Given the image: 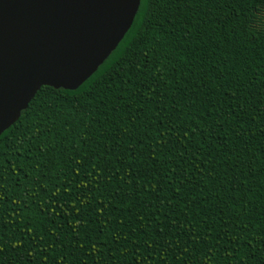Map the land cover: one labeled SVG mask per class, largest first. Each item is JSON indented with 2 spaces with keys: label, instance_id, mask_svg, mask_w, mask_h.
Segmentation results:
<instances>
[{
  "label": "trees",
  "instance_id": "trees-1",
  "mask_svg": "<svg viewBox=\"0 0 264 264\" xmlns=\"http://www.w3.org/2000/svg\"><path fill=\"white\" fill-rule=\"evenodd\" d=\"M264 0H140L76 89L0 135V264H264Z\"/></svg>",
  "mask_w": 264,
  "mask_h": 264
},
{
  "label": "water",
  "instance_id": "water-1",
  "mask_svg": "<svg viewBox=\"0 0 264 264\" xmlns=\"http://www.w3.org/2000/svg\"><path fill=\"white\" fill-rule=\"evenodd\" d=\"M140 0H0V135L41 86L73 90L116 48Z\"/></svg>",
  "mask_w": 264,
  "mask_h": 264
},
{
  "label": "rangeland",
  "instance_id": "rangeland-1",
  "mask_svg": "<svg viewBox=\"0 0 264 264\" xmlns=\"http://www.w3.org/2000/svg\"><path fill=\"white\" fill-rule=\"evenodd\" d=\"M258 24L264 26V8H262L258 15Z\"/></svg>",
  "mask_w": 264,
  "mask_h": 264
}]
</instances>
